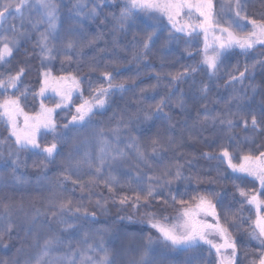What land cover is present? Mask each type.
<instances>
[{
	"label": "snow or ice",
	"instance_id": "6c2138e0",
	"mask_svg": "<svg viewBox=\"0 0 264 264\" xmlns=\"http://www.w3.org/2000/svg\"><path fill=\"white\" fill-rule=\"evenodd\" d=\"M115 3V0H109ZM123 7L120 10L118 28L126 31L128 26L142 13L149 17L155 16L157 20L166 18L167 27L170 29L168 41L175 39V35L187 37L188 42L202 43L200 49V66L206 68L208 75L214 76L220 69L223 58L233 49H239L247 53L256 47H264V18L256 19L247 14L246 0H219L217 9L216 0H122ZM104 0H97L91 8L82 0H77L69 19L74 24H69L68 32L75 33L82 30V21L88 18H96L99 15L98 9H102ZM87 9V11H85ZM28 13V23L32 29L39 31L37 47L40 55V86L35 92H30L26 87L21 90L23 77L27 69L23 66L17 71L7 74L0 73V124L9 133L8 139H12L17 151H9V156H15L12 160L11 181L14 184L26 183V179L17 175V169L21 167L19 151L28 150L36 155H42L45 160L51 162L61 153L64 145H69L72 149L68 153V160L63 171L55 179L56 187L63 188L71 183L73 190L79 188L81 195L87 193L93 195V189L98 185H103L114 200H118L121 206H131L134 210L148 207L156 198H160L163 205H167L170 200L175 206V215L169 222L168 216L157 217L156 213H145L148 217L147 224L156 230L159 235V243L166 249L188 252L200 250V255L207 253L215 264H237L239 248L233 232L227 223L222 221L220 211L217 208L215 197L219 193H204L198 190L200 183L196 179L197 190L189 192L185 186L183 195H188L189 199H177V194L169 191L165 199L164 188H171L177 181L192 179L184 175V166L178 162L170 165L159 174H149L134 170L132 167H124L123 162L132 153L136 161H139L146 168L151 169L149 155L155 159L164 149L158 138L150 140V151L145 153L139 138L129 135L126 141L121 140L123 132L128 125L124 122L123 116L117 120V126L108 129L93 131L91 137L81 136V129L89 128L95 121L97 114H103L114 102L112 97L116 91L126 89V81H116L113 73L103 71L100 79L103 83L92 86L89 81L88 95L82 84L81 75L76 72H65L55 75L50 66L55 60L57 51L54 41H61L65 53H77L82 51V45L77 38L72 35H62V22L60 18L59 6L56 0H0V66L6 65L14 57V53L20 48L22 38L28 36L23 31V21L25 12ZM37 14L36 19L32 18V13ZM21 18V27L9 24L5 27L8 18L13 14ZM264 16V13L261 14ZM153 29L142 41V52L133 53L147 59V54L151 50L154 38L158 39L156 29L158 24L149 25ZM245 29H248L245 31ZM11 33V35L7 33ZM202 37V41L197 38ZM135 39V37H134ZM94 43L88 41L89 45ZM106 51L104 49L101 50ZM192 53L189 52V55ZM72 57L65 55L62 63L71 62ZM259 64L264 67V59L246 65L244 71L238 76L231 77L230 83L237 80L243 81L245 74L254 70ZM198 71L197 67L185 68L175 74H169L173 83L190 77ZM160 76L157 74V79ZM144 90L141 89V92ZM207 94V85L202 88ZM255 92V87H253ZM37 100L39 108L35 112H26L23 102H27L29 97ZM51 98L55 102L49 106L46 99ZM167 101L161 99L151 112H146L143 120L149 121L153 115L159 118L164 114V106ZM180 104H183L181 98ZM59 112H72L71 118L63 124H58L56 116ZM205 112L207 108L205 106ZM260 119L257 115L251 114V127L259 130L264 125V101L259 104ZM115 116V114H114ZM170 119V117H168ZM216 117L205 115L204 121L216 120ZM242 122L247 129L248 121ZM221 124H225L229 131L234 127L231 119H220ZM169 127H174L169 125ZM51 136L47 143L41 140ZM111 136V139L108 137ZM6 140H0V146L6 144ZM95 143L98 151L93 153L87 147L89 143ZM247 143V140L245 141ZM121 143L124 147H121ZM233 152L228 146H222L215 158L226 162L231 175L240 180H250L256 184L255 189H246L232 183L236 187L239 197L242 198L243 205H248L254 210L255 219L243 217L238 212L229 215L228 209L224 208L225 221L234 225L245 219L250 220V231L248 232L249 242L255 241L257 244L256 253L249 260V264H264V150L257 146L255 151L247 152L240 149L239 145ZM73 153L77 155L74 156ZM2 155V154H0ZM210 156L209 153H204ZM238 160L239 162H235ZM44 171H47V164H42ZM87 167L93 175L86 181L73 179V174H79L80 170ZM138 168L139 165H136ZM174 169V171H173ZM170 172L172 173L170 175ZM47 179V177H43ZM41 183V178L36 181ZM128 186L129 192H117ZM139 189V190H137ZM107 203L96 200V206L103 208ZM219 203L224 207L223 200ZM12 205L0 202V248L7 249L9 245L5 242V236H11L17 225L13 222ZM49 207L54 210L40 211L31 216L25 223L28 231L32 234L33 246L36 248L34 254L23 261V264H115L114 249L105 242L104 235L92 236L84 231V225L79 223L84 221H95L96 213L89 212L88 208L76 206L71 197H64L53 191L49 196ZM43 218V223L50 226L59 225L58 229L52 228L43 236L41 241L39 229L42 227L38 222ZM117 220L124 225L134 223L133 217H117ZM37 229V231H33ZM113 231L111 228L103 229L107 234ZM61 233L67 234L62 237ZM78 239H73V237ZM119 241V236L115 242ZM20 249H17L19 252ZM156 251L154 241L149 236L143 250L138 257H134L129 264H152L151 254ZM188 264H199L194 257H188ZM0 264H20L15 255L11 259L0 261Z\"/></svg>",
	"mask_w": 264,
	"mask_h": 264
},
{
	"label": "trees",
	"instance_id": "16d2710c",
	"mask_svg": "<svg viewBox=\"0 0 264 264\" xmlns=\"http://www.w3.org/2000/svg\"><path fill=\"white\" fill-rule=\"evenodd\" d=\"M82 2L91 8L97 0H82ZM56 3L60 10L62 35H72L77 38L82 45V51L78 50L75 54L65 53L62 42L54 41L57 51L56 58L50 65L53 72L59 75L63 70L81 75L86 96L89 81L93 87L103 83L100 79L103 71L112 72L116 81L127 82L124 91H116L113 94L114 102L111 106L102 115L97 114L95 121L99 123H93L89 128L81 129V136L91 137L93 131L101 128L107 131L116 127L118 118L123 116L128 127L121 136L122 141H126L129 135L138 137L145 153L148 154L151 147L150 140L154 137L158 138L164 149L155 159L149 155L151 169L136 161L132 153H129V157L122 166L132 167L134 170L141 171L142 174L145 171L149 174H159L177 162L183 165L184 175L192 179L177 181L170 189L164 188V198L167 199L166 193L171 191L177 194V199L188 200L189 196L183 195L185 186H188L189 192H195L197 178L200 181L198 185L200 192L219 193V196L215 197L217 208L222 221L226 222L233 232L239 248L237 264H249V260L258 247L255 241L249 242L248 232L251 221L245 219L235 225L225 221L224 208L228 209L229 215L238 212L245 218L255 219L254 210L250 206L243 205L241 210L242 198L239 197L232 180L235 179L236 184L246 189H255L257 185L250 180L233 177L226 162L215 157L222 146H228L234 156L236 155L234 150L238 145L245 152L250 149L255 151L257 146L260 150H264V125L259 130H254L250 123L251 114L257 115L260 119L259 104L264 101V67L257 64L254 70L245 74L243 81L229 82L231 77L238 76L244 71L246 65L250 66L264 59V47L258 46L247 53L239 49L231 50L223 58L219 71L210 77L206 68L199 64L202 43L188 42L187 37L179 34L169 42L170 29L166 26V18L157 20L155 16L149 17L142 13L135 18L126 31H120L118 25L120 10L123 7L122 0H115V3L104 0V6L98 9L99 15L96 18L82 21L81 31L69 33V24H74V21L69 19V15L77 0H56ZM246 3L247 14L250 17L264 18L261 15L264 13V0H246ZM216 6L218 9L219 0H216ZM27 18L26 11L24 26L21 30L26 31L28 36L22 38L20 48L14 53L10 62L0 66V73H14L19 67H25L27 71L20 86L21 90L26 87L30 92H35L40 86L41 79L39 75L41 60L36 42L39 31L44 29L41 27L39 31L33 30ZM32 18H38L35 12L32 13ZM21 23V18L13 13L5 27L11 24L19 29ZM152 23L159 25L156 29L158 39L154 38L147 59L140 56L134 58L133 53L142 52V41L153 31L149 27ZM74 26L80 27L75 24ZM7 34L11 35L10 32ZM90 40L94 41L92 45L88 44ZM197 40L202 41V37ZM102 49L106 51L102 52ZM189 52L192 54L189 55ZM65 55L72 57L71 62L62 63ZM191 67H197L198 71L175 83L171 81L169 74ZM157 74L160 76L159 79ZM205 85L208 88L207 94L202 91ZM141 89L144 91L141 92ZM162 98L167 101L164 106L166 115L162 114L159 118L153 115L151 120H143L144 114L151 112ZM22 104L29 111H36L39 105L38 101L33 100L31 96L27 102L22 101ZM205 106L207 112L204 110ZM71 115L70 111L59 112L58 110L57 123H66ZM205 115L217 119L214 122L204 121ZM242 118L248 121L247 129ZM220 119L233 121L234 127L231 131L225 124L220 123ZM170 124L174 127L170 128ZM0 137H8V130L2 124H0ZM51 139L49 135L42 139L41 143H47ZM108 139H111V136ZM120 146L124 147V144L121 143ZM87 147L93 153L98 151V146L94 142L89 143ZM71 150L69 145H64L61 153L51 162L45 160L42 155L21 150V167L17 169L16 174L26 179L27 182L23 184H14L11 181L12 160L0 158V202L12 205V219L17 225L12 235L10 237L6 235L4 238L9 247L0 248V261L11 259L15 255L20 264H23L26 258L34 254L36 248L33 246L32 234L28 231V225L25 222L36 213L37 209L54 210L49 207V196L55 191L64 197H71L76 206L86 207L89 212L96 213L95 221H84L81 218L79 223L83 224V230L92 236L104 235L105 242L114 249L115 264H129L132 258L138 257L149 236L153 239L156 249L150 257L152 264H188V257H194L199 264H215L207 253L200 255L199 249L182 252L166 249L159 243L158 233L147 224L148 217L144 214L152 212L156 213L157 217L166 215L171 221L176 208L170 200L167 205H163L158 197L148 207L137 211L131 206H121L118 200L110 197L108 190L102 184L93 189L94 194L91 196L87 193L82 196L78 187L73 190L71 183L64 185L63 188L56 187L55 179L63 171ZM204 153H209L210 156H205ZM42 164H47L46 172ZM136 165L139 167L137 168ZM91 175L93 173L84 167L79 174H73V179L86 181ZM45 176L47 179H43ZM38 178H41L40 184L36 183ZM121 191L131 194L127 185H124L123 189H117V192ZM96 200H100L101 203L107 201V203L100 208L96 206ZM220 200H223L224 207H221ZM128 216L133 217L134 223L128 225L125 222L122 225L117 220V217ZM38 223L42 225L39 229L41 241L50 228L55 230L60 227L44 224L43 218ZM105 228H111L113 231L104 234ZM66 235L61 233L62 237ZM117 236L119 241L114 243ZM73 239L78 237L74 236ZM17 249L20 251L17 252Z\"/></svg>",
	"mask_w": 264,
	"mask_h": 264
},
{
	"label": "rangeland",
	"instance_id": "374dc122",
	"mask_svg": "<svg viewBox=\"0 0 264 264\" xmlns=\"http://www.w3.org/2000/svg\"><path fill=\"white\" fill-rule=\"evenodd\" d=\"M54 73V72H53ZM55 74V73H54ZM55 75H58V74H55ZM55 101L54 100H52L51 98H49V99H46L45 100V103L47 104V105H49V106H51L53 103H54ZM38 108H39V105H38ZM24 109H25V111L26 112H35V111H29V110H27L25 107H24ZM38 110V109H37ZM36 110V111H37ZM71 118V117H70ZM69 118V119H70ZM68 119V120H69ZM8 136H9V133H8ZM0 140H6L7 142H6V144L5 145H3V146H0V154H2V156L0 155V158H3V159H10V160H14L15 159V156H9V151L11 150V151H13V152H15V151H17V149H16V146H15V144H14V142H13V140L12 139H8V137H5V138H1L0 137ZM21 150L19 151V156H21ZM235 162H239L238 160H236ZM172 221V220H171ZM171 221H169V222H171ZM193 253V252H192ZM190 256L192 255V254H189ZM237 260H238V258H237Z\"/></svg>",
	"mask_w": 264,
	"mask_h": 264
}]
</instances>
